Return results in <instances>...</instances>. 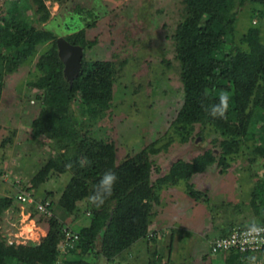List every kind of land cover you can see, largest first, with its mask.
<instances>
[{
    "label": "trees",
    "instance_id": "1",
    "mask_svg": "<svg viewBox=\"0 0 264 264\" xmlns=\"http://www.w3.org/2000/svg\"><path fill=\"white\" fill-rule=\"evenodd\" d=\"M55 1L63 5L69 0ZM21 3V9L26 13L19 19L0 17V99L4 76L29 60L39 46L48 45L38 57V75L28 84L36 91L38 107L31 128L36 137L46 135L52 144L62 142V146L61 152L50 154L39 174L44 181L51 175H62L69 170L71 176L57 201L51 199V193L45 196L52 200L51 216L31 210L36 223L45 227L46 235L39 243L19 246L7 245L0 239V264H90V257H103L110 262L137 241L153 239V234L152 237L148 235L154 205L159 203L157 192L161 188L184 182L189 194L200 197L191 190L192 176L214 164L227 168L226 157L237 154L241 145L247 142L254 146L255 154L264 158V44L260 42L259 31L253 27L238 40L240 45L246 46L245 50L235 41L237 10L246 5L264 8V0H182L183 17L172 36L183 91L174 129L181 141L187 143L202 137L205 128H212L221 137L216 141L220 153L214 155L210 150L189 161L177 160L155 182L151 180L152 172L160 169L154 167L149 157L156 155L158 149L149 147L116 165L115 145L91 137L86 129L108 109L113 98V82L124 62L88 60L85 52L97 41L88 40L86 29H80L63 37L83 51L81 69L70 85L58 57L56 39L59 36L42 26L49 19L44 0H21ZM80 10L83 12L85 8ZM86 12L89 17L92 15ZM92 26L87 22L85 27ZM221 93L228 94L227 111L223 117L213 116L212 108L219 105ZM74 103H79L81 108L76 111ZM195 126L199 130L193 136ZM260 128H263L262 143H257ZM107 172L117 176L110 196L104 187L98 186ZM93 195L104 198V202H92L90 197ZM79 202L87 205L91 215L89 224L73 231L78 240L62 251L63 230L71 229L53 208L56 205L71 215ZM15 204V195L0 198V215ZM250 205L258 218L264 216V179L257 183ZM257 225L264 224L257 221L242 227ZM233 227L236 226L228 224L219 237L225 236ZM99 233L102 235L100 251V247L95 246ZM171 250L170 244L167 255ZM222 256L224 258L214 264H249L247 260L252 258L249 254L241 256L235 252ZM152 257V264L164 259L157 251Z\"/></svg>",
    "mask_w": 264,
    "mask_h": 264
},
{
    "label": "rangeland",
    "instance_id": "2",
    "mask_svg": "<svg viewBox=\"0 0 264 264\" xmlns=\"http://www.w3.org/2000/svg\"><path fill=\"white\" fill-rule=\"evenodd\" d=\"M44 2L49 19L43 27L51 29L59 37L84 28L86 38L97 41L92 49L85 52L88 60L124 62L113 82V98L108 109L94 121L92 127H86L91 137L115 145L116 165L149 147L158 149L156 155L149 157L154 167L160 169L159 172H152L151 180L155 182L177 160L189 161L210 150L219 155L216 141L221 137L212 128H205L202 137L187 143L181 141L174 129L173 122L183 101V91L172 36L183 17L182 0H69L63 5L55 0ZM21 7V0H0V17L19 19L26 13ZM82 8H85L83 12ZM86 10L92 13L90 17ZM87 22L93 25L92 28L85 27ZM252 27L259 31L260 42L264 44L263 7L246 5L237 10L235 41L243 50L246 46L240 45L238 40ZM47 48L48 45L39 46L29 60L3 79L0 99V198L17 192L19 188L13 185L15 179L21 181L22 187L30 190L36 198L48 193L53 195L51 199L58 198L71 176L69 170L62 175H51L44 181L39 174L50 154L61 152L62 146V142L52 144L46 135L36 137L31 128V120L38 107L36 91L28 84L38 75L37 60ZM73 107L76 111L81 108L79 103H74ZM198 130L195 126L192 135ZM262 136L263 128H260L257 143H262ZM253 149L251 142L244 143L237 154L226 157L227 168L214 164L204 172L194 174L190 182L191 190L199 193L200 197L189 194L184 182L161 188L164 204L173 207V215L179 217L177 225L182 231H191L190 235L195 239L190 237L185 240L182 237L185 244L178 245L171 264H214L221 261L224 256L211 255L208 246L214 237H219L221 231L228 228V224L240 227L257 221L264 224V216L258 218L250 205L257 183L264 179V158L255 154ZM40 193L43 194L37 195ZM157 193L159 195L160 192ZM162 204L160 201L154 205V219L161 218L163 213L160 211L157 214L156 208L163 209ZM77 206L71 215L56 205L53 208L54 213L75 232L88 226L91 218L85 202H79ZM0 217V222H9L6 227L9 232L14 230L10 224L18 225L20 219L16 211H4ZM36 225L39 229H33L32 238L38 242L46 235V230ZM149 233L153 234L152 231ZM198 238L199 246L195 248L194 242ZM147 241L136 242L110 262L103 257H90V264H151L153 249L163 253L165 250L162 244L148 247ZM137 247L141 256L138 254L133 260L130 255ZM162 264H167L165 258Z\"/></svg>",
    "mask_w": 264,
    "mask_h": 264
},
{
    "label": "built area",
    "instance_id": "3",
    "mask_svg": "<svg viewBox=\"0 0 264 264\" xmlns=\"http://www.w3.org/2000/svg\"><path fill=\"white\" fill-rule=\"evenodd\" d=\"M20 183L21 181L15 179L14 185L19 188L15 193L16 205L5 210V213L17 212L20 217L18 225L10 224L14 230L9 232L6 229L9 222L3 223V220L0 222V239H4L7 245L19 246L39 243L40 240L36 242L37 240L32 238L33 229H39V227H36L31 210L48 217L52 215L50 211L52 200L45 199V197L43 199L36 198L27 188L19 187ZM5 220L8 221L7 217ZM25 228L29 229L25 231ZM63 234L64 241L60 245L62 251L78 240V235L69 229H64ZM148 237H152V233H149ZM231 252L241 256L249 254L252 257L247 260L249 264H264V225L233 227L225 236L212 240L208 246V253L213 256Z\"/></svg>",
    "mask_w": 264,
    "mask_h": 264
},
{
    "label": "crops",
    "instance_id": "4",
    "mask_svg": "<svg viewBox=\"0 0 264 264\" xmlns=\"http://www.w3.org/2000/svg\"><path fill=\"white\" fill-rule=\"evenodd\" d=\"M69 180V179H68ZM54 185V184H53ZM159 195H160V197H159V203H160V201H161V203L163 202V204H162V206L164 205V207H163V209H158V208H156L157 210V214H159V212L161 211L163 214L162 215H160L161 216V218H156V219H152V223H151V225H150V229H149V232L150 231H152L153 232V235H154V237H153V239H149V241H147L148 239H146L145 241H147V243H148V247L149 246H154V247H156L157 245H160V244H162L164 247H163V249L165 250V253H163V252H158L159 254L161 253V255H163V257L166 259V262H167V264H171L172 263V261H173V258H174V256L173 255H175V253H176V251H177V248H179L178 247V245L180 244V243H182V244H185L184 243V240L183 239H185V240H187V239H189L190 237H192L190 234V232L191 231H188V233H187V231L185 230V231H182L181 230V226H178L177 224V221L179 220V217H176L175 215H173L174 213V211H173V207H171L170 205H165L164 204V200L165 199H163V198H165L164 196H163V194L162 193H164V191L162 190V189H160L159 190ZM43 193H40V194H37V195H42ZM14 195H15V193H14ZM13 195V196H14ZM5 197H11V196H5ZM45 196H43V197H41V198H38V199H43ZM60 197V196H59ZM59 197L57 198L56 196L55 197H53V199H54V201H57L58 199H59ZM163 199V200H162ZM16 205V204H15ZM175 216V217H174ZM176 218V219H175ZM184 225H185V223H184ZM183 229H185V227H183ZM180 233V234H179ZM184 233V234H183ZM179 234V235H178ZM184 236V237H183ZM182 237H183V239H182ZM215 238H218V237H214L212 240H214ZM192 239H194L193 237L191 238V240ZM202 239V238H201ZM195 240V239H194ZM211 240V241H212ZM140 241V240H139ZM141 241H144V240H141ZM183 241V242H182ZM210 241V242H211ZM138 242V241H137ZM199 242H200V240H199V238H198V240H197V242H194L196 245H194L195 246V248L196 247H198L199 246ZM135 244V243H134ZM133 244V245H134ZM171 244V247H172V250H171V253H170V255H167L168 253V246ZM210 244V243H209ZM132 245V246H133ZM191 246V245H190ZM189 246V247H190ZM138 249H139V247H137V249L135 248V249H133V253L130 255V257L134 260L135 258L137 259V257L140 255L141 256V251H138ZM158 250H159V248H158ZM163 250V251H164ZM156 250L155 249H153V251L151 252V253H153V252H155ZM192 252V251H191ZM200 252H201V250H200ZM139 254V255H138ZM164 260V259H163ZM163 263V261H160V262H157V263H155V264H162ZM216 263V262H215ZM151 264H152V262H151Z\"/></svg>",
    "mask_w": 264,
    "mask_h": 264
},
{
    "label": "water",
    "instance_id": "5",
    "mask_svg": "<svg viewBox=\"0 0 264 264\" xmlns=\"http://www.w3.org/2000/svg\"><path fill=\"white\" fill-rule=\"evenodd\" d=\"M58 57L64 65V77L67 82L71 85L73 80L77 77L81 69V60L83 51L79 46L71 45L63 37L56 39ZM109 225V221L106 222V226ZM106 227L103 228L105 231ZM102 245V235L99 233L96 237L95 246L100 247Z\"/></svg>",
    "mask_w": 264,
    "mask_h": 264
},
{
    "label": "clouds",
    "instance_id": "6",
    "mask_svg": "<svg viewBox=\"0 0 264 264\" xmlns=\"http://www.w3.org/2000/svg\"><path fill=\"white\" fill-rule=\"evenodd\" d=\"M228 99L229 97L227 93H221L220 103L219 105H216L212 108L211 114L213 116L219 115L220 117H223L228 108ZM116 180L117 176L115 173L107 172L103 175L98 186L104 187L107 190V196H110L112 194L113 185ZM90 199L94 203L99 202L100 204H102L104 202V198H99L96 195H93L92 197H90Z\"/></svg>",
    "mask_w": 264,
    "mask_h": 264
}]
</instances>
